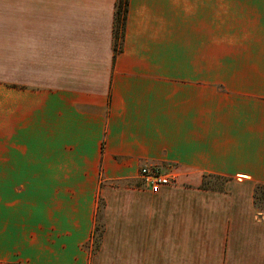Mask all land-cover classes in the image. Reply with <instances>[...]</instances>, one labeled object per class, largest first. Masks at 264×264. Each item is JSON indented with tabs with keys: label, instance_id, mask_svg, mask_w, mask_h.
Listing matches in <instances>:
<instances>
[{
	"label": "crops",
	"instance_id": "obj_1",
	"mask_svg": "<svg viewBox=\"0 0 264 264\" xmlns=\"http://www.w3.org/2000/svg\"><path fill=\"white\" fill-rule=\"evenodd\" d=\"M116 4L0 0V264H264V0Z\"/></svg>",
	"mask_w": 264,
	"mask_h": 264
},
{
	"label": "trees",
	"instance_id": "obj_2",
	"mask_svg": "<svg viewBox=\"0 0 264 264\" xmlns=\"http://www.w3.org/2000/svg\"><path fill=\"white\" fill-rule=\"evenodd\" d=\"M129 0H117L116 14H115V28H114V39H115V51L120 45V41L124 36L127 13H128ZM222 181L220 177L209 176L205 177L201 186V189L210 190L208 187V180ZM254 204L260 213H264V185H257L254 191ZM98 231V230H97Z\"/></svg>",
	"mask_w": 264,
	"mask_h": 264
},
{
	"label": "built area",
	"instance_id": "obj_3",
	"mask_svg": "<svg viewBox=\"0 0 264 264\" xmlns=\"http://www.w3.org/2000/svg\"><path fill=\"white\" fill-rule=\"evenodd\" d=\"M140 177L145 186L153 190L162 187H174L179 183V175L176 169L158 164L143 166L140 170Z\"/></svg>",
	"mask_w": 264,
	"mask_h": 264
},
{
	"label": "rangeland",
	"instance_id": "obj_4",
	"mask_svg": "<svg viewBox=\"0 0 264 264\" xmlns=\"http://www.w3.org/2000/svg\"><path fill=\"white\" fill-rule=\"evenodd\" d=\"M10 73L9 72H0V79L2 80H9ZM208 187L211 190H219V189H224L226 182L225 181H215V180H208Z\"/></svg>",
	"mask_w": 264,
	"mask_h": 264
}]
</instances>
